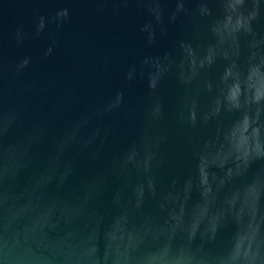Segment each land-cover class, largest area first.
Instances as JSON below:
<instances>
[{"label": "water", "instance_id": "95a60500", "mask_svg": "<svg viewBox=\"0 0 264 264\" xmlns=\"http://www.w3.org/2000/svg\"><path fill=\"white\" fill-rule=\"evenodd\" d=\"M0 264H264V0H0Z\"/></svg>", "mask_w": 264, "mask_h": 264}]
</instances>
